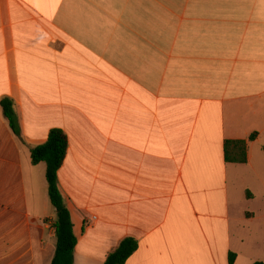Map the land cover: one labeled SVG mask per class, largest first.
Here are the masks:
<instances>
[{"label": "crops", "instance_id": "0c3cea01", "mask_svg": "<svg viewBox=\"0 0 264 264\" xmlns=\"http://www.w3.org/2000/svg\"><path fill=\"white\" fill-rule=\"evenodd\" d=\"M53 129L74 264L126 238L125 264L261 261L235 243L255 220L231 190L250 148L228 163L224 143L264 134V0H0V264L56 254L47 165L31 159Z\"/></svg>", "mask_w": 264, "mask_h": 264}, {"label": "trees", "instance_id": "16d2710c", "mask_svg": "<svg viewBox=\"0 0 264 264\" xmlns=\"http://www.w3.org/2000/svg\"><path fill=\"white\" fill-rule=\"evenodd\" d=\"M2 107L12 130L19 135L20 130L12 101L3 100ZM257 136L258 133L255 132L250 136L249 140L254 141ZM67 149L68 138L66 134L61 129H53L50 131L47 141L32 149L31 152L33 164L44 162L47 165L46 178L49 197L57 211V221L49 229V233L57 239V249L52 264H74V252L77 245L71 214L64 203L58 186V170L65 160ZM224 156L228 163H247L248 140L227 139L224 143ZM248 195L250 196V192H248ZM137 249V240L126 238L108 256L104 264H125ZM235 258L236 254L230 253L229 263L234 264ZM252 264H264V261H255Z\"/></svg>", "mask_w": 264, "mask_h": 264}, {"label": "rangeland", "instance_id": "374dc122", "mask_svg": "<svg viewBox=\"0 0 264 264\" xmlns=\"http://www.w3.org/2000/svg\"><path fill=\"white\" fill-rule=\"evenodd\" d=\"M250 136L246 140L251 162L236 166L241 169L232 174L231 190L241 213L244 209L250 211L254 213L255 220L236 224L235 243H251L255 250L258 249V259L264 261V134L254 141L249 140ZM248 190L254 194L253 197L248 195Z\"/></svg>", "mask_w": 264, "mask_h": 264}]
</instances>
